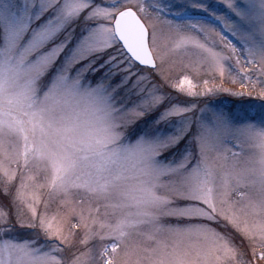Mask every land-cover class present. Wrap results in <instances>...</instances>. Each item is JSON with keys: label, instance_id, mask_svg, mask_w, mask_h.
<instances>
[{"label": "snow or ice", "instance_id": "snow-or-ice-1", "mask_svg": "<svg viewBox=\"0 0 264 264\" xmlns=\"http://www.w3.org/2000/svg\"><path fill=\"white\" fill-rule=\"evenodd\" d=\"M5 68L25 76L20 102L29 109L39 81H52L40 103L54 104L69 76L116 101L131 117L135 150L156 183L168 178L161 186L176 200L153 195L156 213L115 219L97 198L102 186L74 175L68 152L44 140L29 144L42 107L25 112L27 121L0 108V264H141L130 243L139 223L151 225L149 239L173 237L170 251L153 250L161 264H264V198L243 191L247 176L227 164L229 152L239 153L225 146L264 147V0H0V86ZM220 94L234 98L232 107L210 101ZM5 127L23 136L22 152L8 145ZM49 128L75 143L73 128ZM120 136L110 128L86 135L78 150L104 156ZM161 216L177 223L161 224Z\"/></svg>", "mask_w": 264, "mask_h": 264}, {"label": "rangeland", "instance_id": "rangeland-1", "mask_svg": "<svg viewBox=\"0 0 264 264\" xmlns=\"http://www.w3.org/2000/svg\"><path fill=\"white\" fill-rule=\"evenodd\" d=\"M52 81L43 79L39 81L36 88L34 99L36 104L33 109L27 108L26 102H20L21 93L25 86V76L23 74L13 75L5 68V75L2 86H0V108L12 116L19 119L28 120L25 112H31L39 108L44 109V119L37 125L34 131H29L28 142L39 143L42 140L58 152L66 151L75 161L76 167L73 170L74 175L91 181L93 184L102 186V190L97 193V198L101 205L111 206L114 218H130L133 220H143L146 217L141 216L142 212L156 213L157 208L152 203L151 197L168 196L176 200L173 192L161 184H166L165 178L159 184L155 182L153 171L144 156L135 150L134 145L138 137L134 135V126L129 123L131 117L117 112L119 105L116 101H110L108 96L99 93L89 87L87 83L78 81L76 77L69 76L65 85L58 93V99L54 104H41L45 93L51 87ZM225 87L239 90L238 85H232L226 82ZM247 99V98H246ZM233 97L227 94H220L217 97L210 98L212 103L222 104L226 108L232 107ZM259 105V101H255ZM7 118V117H6ZM49 124L55 129L71 127L75 143L67 140H60L54 135ZM120 125L119 127H116ZM43 128V131H42ZM103 129L102 135H97L96 130ZM112 129L119 132L121 136L118 139H110L104 146V156L97 155L95 152H84L78 150L80 145L79 139L86 135L103 136L105 129ZM4 132L5 139L9 146H15L17 151L22 152L25 147V140L22 135L8 133L7 127ZM226 147L232 151L238 152L239 156L232 158L231 152L228 153V166L237 171L243 172L249 181V187L243 189L248 193L252 200L264 198V192H261L259 185L260 171L262 161H264V147L256 141L245 142L242 148L235 146L234 141L226 142ZM215 160V154H209V162ZM221 162H216L215 177L213 186L217 187L220 183L222 168ZM41 166L51 174L53 172L52 162L44 161ZM255 181V183H252ZM233 199L239 201L238 194L233 195ZM178 202V201H177ZM161 224L168 225L177 223L176 220L164 216L160 217ZM223 223V222H221ZM219 227L224 233H231L228 227ZM130 243L135 245L141 257V264H161L165 259L161 251L154 249H163L164 245L168 246L170 251L174 245L173 237L167 232H161L154 238L149 239L148 234L152 232L149 223H139L130 230ZM235 242L240 245L241 241L235 233H231ZM24 236L26 233L20 232ZM247 248V245H243ZM253 264H259L254 259Z\"/></svg>", "mask_w": 264, "mask_h": 264}, {"label": "clouds", "instance_id": "clouds-1", "mask_svg": "<svg viewBox=\"0 0 264 264\" xmlns=\"http://www.w3.org/2000/svg\"><path fill=\"white\" fill-rule=\"evenodd\" d=\"M75 131V130H74ZM102 133H103V129L102 128H98L97 130H96V134L97 135H102Z\"/></svg>", "mask_w": 264, "mask_h": 264}]
</instances>
